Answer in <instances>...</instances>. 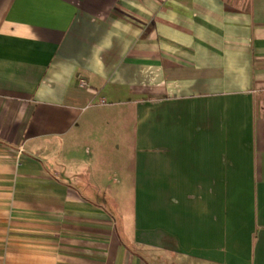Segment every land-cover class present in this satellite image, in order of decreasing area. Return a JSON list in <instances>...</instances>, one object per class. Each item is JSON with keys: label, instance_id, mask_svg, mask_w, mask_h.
Returning a JSON list of instances; mask_svg holds the SVG:
<instances>
[{"label": "crops", "instance_id": "crops-1", "mask_svg": "<svg viewBox=\"0 0 264 264\" xmlns=\"http://www.w3.org/2000/svg\"><path fill=\"white\" fill-rule=\"evenodd\" d=\"M0 264H264V0H0Z\"/></svg>", "mask_w": 264, "mask_h": 264}, {"label": "built area", "instance_id": "built-area-1", "mask_svg": "<svg viewBox=\"0 0 264 264\" xmlns=\"http://www.w3.org/2000/svg\"><path fill=\"white\" fill-rule=\"evenodd\" d=\"M77 86L84 88L87 87V83L82 78L77 77ZM100 103H104V102L101 101Z\"/></svg>", "mask_w": 264, "mask_h": 264}]
</instances>
